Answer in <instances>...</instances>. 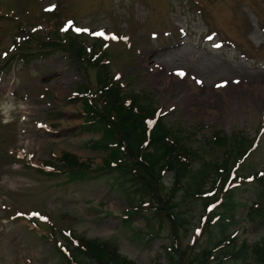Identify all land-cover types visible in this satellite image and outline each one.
<instances>
[{"label":"rangeland","instance_id":"rangeland-1","mask_svg":"<svg viewBox=\"0 0 264 264\" xmlns=\"http://www.w3.org/2000/svg\"><path fill=\"white\" fill-rule=\"evenodd\" d=\"M61 24L73 35L75 27L87 28L78 37L87 53L95 33L103 32L97 49L109 54L110 76L122 83L130 80L125 89L149 96L162 122L187 134L185 140L205 150L207 160L219 163L223 158V145L205 143L214 132L229 138L239 134L258 144L241 164L260 170L264 0H0V264H62L51 246L64 249L65 229L115 244L134 264H166L164 246L177 238L169 218L153 215L152 237L145 233L142 215L125 224V211L131 209L125 188L114 186L113 172L95 167L104 153L86 146L99 136L83 125L81 98L75 95L87 81L92 88L96 84L87 59L75 62L58 49L25 62L18 55L21 35L32 28V35L39 36L46 29L44 39H57ZM145 53H151L148 63L142 61ZM65 152L95 169L77 180L63 172L46 176L39 171L41 166L56 172ZM170 176L165 174L166 186ZM254 188L253 183L239 188L238 198L246 205L228 228L237 245L253 246L264 236V219L247 220ZM174 201L186 220V229L177 231L180 247L211 248L217 239L200 230L214 206L203 209V200L191 194L176 193ZM246 264L264 263L249 257Z\"/></svg>","mask_w":264,"mask_h":264},{"label":"trees","instance_id":"trees-1","mask_svg":"<svg viewBox=\"0 0 264 264\" xmlns=\"http://www.w3.org/2000/svg\"><path fill=\"white\" fill-rule=\"evenodd\" d=\"M66 36L43 39L30 35L29 39H36L40 55L50 48L67 51L77 62L84 56L88 66L96 72L94 88L87 81L88 84L76 90L85 114L83 125L99 134L86 146L104 153L97 168L113 172L114 186L119 191L125 188L131 206L125 211V224L128 225L134 215H142L146 220L145 233L152 237L156 235L152 226L153 215L167 216L173 236L177 238L164 246L168 258L166 264H212L210 259L218 260L214 264H246L249 257L264 263V236L259 243L249 246L245 242L235 244V236L228 234V228L237 222L238 209L246 205L238 197L239 188L247 183L255 185L247 220L261 222L264 219V169L254 170L241 164L258 144L253 145L254 142L243 135L235 134L229 138L214 132L205 143L211 141L223 145V158L219 163L207 160L205 150L185 140L187 134L177 132L172 124L162 122V116L157 113L149 96L135 92L131 87L125 89L123 84H130V80L121 83L112 79L109 65L102 59L108 56L105 52L94 58L93 53L99 49L87 53L74 36ZM29 39L23 41L22 56L25 57L31 54L28 42L32 40ZM152 121L154 123L149 127ZM60 158L62 163L56 164V168L65 170L68 179L83 178L90 168L88 163L78 161L72 154L63 153ZM194 163L197 164L195 168ZM41 172L46 176L57 175L52 171ZM166 173L171 175L169 186L164 181ZM176 193L196 195L203 200V207L209 201L216 203L201 223L200 230L201 234L202 231L207 232L217 239L211 248L198 252L193 244L186 249L180 247L177 231L186 220L177 210L175 201L171 202ZM71 237H75L77 242L69 249L71 253L68 256L51 246L61 256L62 264H81V258L96 264H134L121 256L116 245L109 241L86 239L74 234Z\"/></svg>","mask_w":264,"mask_h":264},{"label":"bare ground","instance_id":"bare-ground-1","mask_svg":"<svg viewBox=\"0 0 264 264\" xmlns=\"http://www.w3.org/2000/svg\"><path fill=\"white\" fill-rule=\"evenodd\" d=\"M179 42L180 41L176 42L173 45V47L175 45L179 44ZM150 55H151V53H145V55L143 56L142 61L145 62V63H148L151 60ZM2 108H3L4 114H5L10 109V105L7 104L6 106H2ZM20 108L22 109V113H25V114L27 113V111L25 110V106L24 105H20Z\"/></svg>","mask_w":264,"mask_h":264},{"label":"snow or ice","instance_id":"snow-or-ice-1","mask_svg":"<svg viewBox=\"0 0 264 264\" xmlns=\"http://www.w3.org/2000/svg\"><path fill=\"white\" fill-rule=\"evenodd\" d=\"M77 32H80V31H87V30H82V29H76ZM95 35H104L103 32H100V33H95ZM180 75H183V73H179ZM33 215H39L38 213H33ZM41 219H46L45 217H41Z\"/></svg>","mask_w":264,"mask_h":264}]
</instances>
